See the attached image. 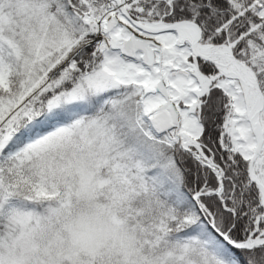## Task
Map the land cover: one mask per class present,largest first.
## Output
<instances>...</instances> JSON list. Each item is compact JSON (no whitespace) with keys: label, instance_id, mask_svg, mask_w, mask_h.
Instances as JSON below:
<instances>
[{"label":"snow or ice","instance_id":"snow-or-ice-1","mask_svg":"<svg viewBox=\"0 0 264 264\" xmlns=\"http://www.w3.org/2000/svg\"><path fill=\"white\" fill-rule=\"evenodd\" d=\"M0 264H264V0H0Z\"/></svg>","mask_w":264,"mask_h":264}]
</instances>
